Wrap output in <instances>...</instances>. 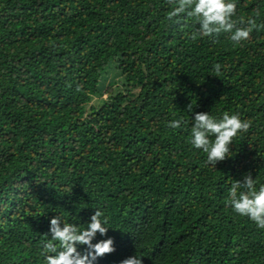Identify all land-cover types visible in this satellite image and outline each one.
Returning a JSON list of instances; mask_svg holds the SVG:
<instances>
[{"label": "trees", "instance_id": "1", "mask_svg": "<svg viewBox=\"0 0 264 264\" xmlns=\"http://www.w3.org/2000/svg\"><path fill=\"white\" fill-rule=\"evenodd\" d=\"M235 3L257 24L238 44L169 0H0V264H45L50 220L96 210L115 251L94 264H264L230 204L244 175L264 185V0ZM197 112L250 124L215 167Z\"/></svg>", "mask_w": 264, "mask_h": 264}, {"label": "clouds", "instance_id": "2", "mask_svg": "<svg viewBox=\"0 0 264 264\" xmlns=\"http://www.w3.org/2000/svg\"><path fill=\"white\" fill-rule=\"evenodd\" d=\"M175 3L168 13V19L177 18L186 14L194 18L200 25L199 34L203 36L219 35L221 32L231 33L230 39L234 43L247 40L254 28L256 20L249 18L247 27H237L233 20L236 14L235 0H169ZM193 35V39H195ZM220 65H214L219 74ZM189 110H191L189 108ZM180 120H174L170 127L178 128ZM250 127L249 122L242 121L239 114L225 112L222 118L217 119L208 112L194 114V124L191 128V143L197 149L207 154L209 164L215 167L219 161L228 158L230 145L238 132H246ZM214 136L215 139H210ZM240 189H243L241 191ZM230 204L234 211L248 217L257 227L264 229V185L258 190L252 175L246 174L243 181H235L230 189ZM102 212L96 210L90 217L86 229L81 230L77 225L62 222L57 216L50 220V240L44 245L46 250L45 264H94L98 257L115 251L112 238L92 243L96 234L104 236L108 230L102 222ZM47 236V235H46ZM57 243L59 247H57ZM78 245H85L83 253L78 250ZM119 264H142L140 257L133 255L119 262Z\"/></svg>", "mask_w": 264, "mask_h": 264}]
</instances>
